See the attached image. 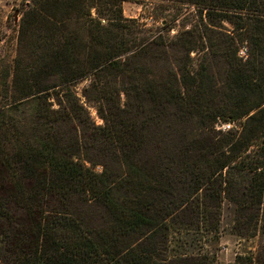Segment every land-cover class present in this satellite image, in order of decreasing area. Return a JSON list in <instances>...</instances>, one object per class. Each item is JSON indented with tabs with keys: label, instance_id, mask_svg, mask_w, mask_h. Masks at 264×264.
<instances>
[{
	"label": "trees",
	"instance_id": "1",
	"mask_svg": "<svg viewBox=\"0 0 264 264\" xmlns=\"http://www.w3.org/2000/svg\"><path fill=\"white\" fill-rule=\"evenodd\" d=\"M123 1L25 0L0 72V264H221L228 231L262 245L233 264H264V0H152L159 33Z\"/></svg>",
	"mask_w": 264,
	"mask_h": 264
},
{
	"label": "rangeland",
	"instance_id": "2",
	"mask_svg": "<svg viewBox=\"0 0 264 264\" xmlns=\"http://www.w3.org/2000/svg\"><path fill=\"white\" fill-rule=\"evenodd\" d=\"M154 1L152 0H124L123 8L124 14L128 18H134L138 21L145 23L146 28L150 32L159 33L161 30L162 22H155L151 18L154 8ZM25 7V0H0V72L4 73L5 65L11 62L17 52V38L19 33V24L23 16V9ZM176 30H172L175 33ZM247 49L242 47L240 50L241 56H246ZM192 56L196 61V52H192ZM7 60V61H6ZM151 62H149V65ZM195 65V63H194ZM157 73L165 72L166 69L161 65L159 68L153 69ZM2 75V74H1ZM3 81L2 76L0 82ZM89 81L79 83L74 91L81 99V103L87 108L92 121L97 126L105 124L104 119L98 113V104L94 101H88L83 95L84 88L88 85ZM218 128L222 126L218 125ZM99 170V168H97ZM231 205L226 204L224 212V223L228 228V223L231 219ZM258 241V243H257ZM260 240H242L236 235L231 234L229 231L222 237L219 244V261L221 264H233L237 253L250 252L258 248ZM264 244V241L263 243Z\"/></svg>",
	"mask_w": 264,
	"mask_h": 264
}]
</instances>
